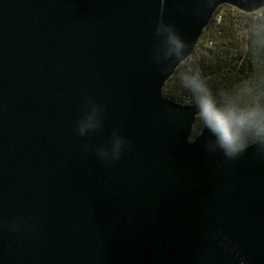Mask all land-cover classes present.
Segmentation results:
<instances>
[{
  "label": "water",
  "instance_id": "1",
  "mask_svg": "<svg viewBox=\"0 0 264 264\" xmlns=\"http://www.w3.org/2000/svg\"><path fill=\"white\" fill-rule=\"evenodd\" d=\"M261 0H0V264H264V150L209 155L165 96L221 6ZM186 43L164 56L160 22ZM86 100L100 130L75 134ZM222 102L221 104H223ZM119 130L117 163H99ZM16 224L18 230H12Z\"/></svg>",
  "mask_w": 264,
  "mask_h": 264
},
{
  "label": "clouds",
  "instance_id": "2",
  "mask_svg": "<svg viewBox=\"0 0 264 264\" xmlns=\"http://www.w3.org/2000/svg\"><path fill=\"white\" fill-rule=\"evenodd\" d=\"M261 2L264 4V0ZM154 35L163 42L165 57L180 58L183 55L186 43L173 26L161 21L156 25ZM179 82L194 99L195 114L211 136L204 144L209 155L219 152L225 160L233 161L252 144H258L264 150V105L242 106L232 100L221 104L198 69L181 73ZM85 103L86 111L75 127V134L79 137H86L102 127L101 108L92 100ZM127 144V139L115 130L109 145L96 148L95 156L99 163L110 167L120 161ZM10 227L18 230L16 224ZM229 251L236 264H250L239 248L231 247Z\"/></svg>",
  "mask_w": 264,
  "mask_h": 264
},
{
  "label": "trees",
  "instance_id": "3",
  "mask_svg": "<svg viewBox=\"0 0 264 264\" xmlns=\"http://www.w3.org/2000/svg\"><path fill=\"white\" fill-rule=\"evenodd\" d=\"M226 6L231 13H223ZM254 16L221 6L205 31L209 36H202L192 56L168 81L165 96L195 105L180 85L179 77L190 69H198L220 103L232 100L242 106L264 105V14Z\"/></svg>",
  "mask_w": 264,
  "mask_h": 264
},
{
  "label": "rangeland",
  "instance_id": "4",
  "mask_svg": "<svg viewBox=\"0 0 264 264\" xmlns=\"http://www.w3.org/2000/svg\"><path fill=\"white\" fill-rule=\"evenodd\" d=\"M233 8V7H232ZM222 11H223V13L225 12H227V14L228 13H231L232 11H231V9L229 8V7H225L224 9H222ZM231 11V12H230ZM209 34L210 33H205L204 32V34H203V36H205L206 35V38L209 36ZM201 39H202V37H201ZM201 41V40H200ZM202 129H203V126H202V124L200 123V121L198 120L197 121V123H196V125L194 126V129H193V136H192V138H194V137H196V136H198L200 133H201V131H202Z\"/></svg>",
  "mask_w": 264,
  "mask_h": 264
},
{
  "label": "built area",
  "instance_id": "5",
  "mask_svg": "<svg viewBox=\"0 0 264 264\" xmlns=\"http://www.w3.org/2000/svg\"><path fill=\"white\" fill-rule=\"evenodd\" d=\"M262 10H264V9H262ZM262 10H260V11H258V12H255V13H251V14H247V15H255L254 17L255 18H259V17H262L263 16V11ZM221 15L219 14L218 16H217V19L220 21L221 20Z\"/></svg>",
  "mask_w": 264,
  "mask_h": 264
}]
</instances>
